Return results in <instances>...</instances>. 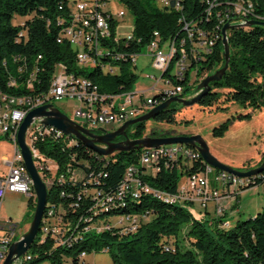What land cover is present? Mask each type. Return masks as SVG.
Instances as JSON below:
<instances>
[{"label": "trees", "instance_id": "trees-1", "mask_svg": "<svg viewBox=\"0 0 264 264\" xmlns=\"http://www.w3.org/2000/svg\"><path fill=\"white\" fill-rule=\"evenodd\" d=\"M183 8L176 10V0H170V8H148L142 0H124L135 16L133 28L134 40L129 45L116 44L113 39L107 44L116 46L115 51H126L128 56L123 61H114L121 66V73L106 74L101 67L89 72L78 62V57L72 46L64 41L59 43V18H72L69 0H0V96L18 98L20 96H36L37 99L46 95L51 83L56 77L52 72L60 69L76 76H86L94 82L99 92L105 95H123L134 91L138 74L127 68L134 55H138L148 47L155 31L163 40L175 42L178 53L174 60L183 56H191L192 65L197 62L191 55L190 47L194 39H188V30H184L186 22L195 21L199 27L219 36L213 52L200 58V74L204 71H215L224 63V45L222 29L227 22H220L219 10L211 8L206 0H180ZM255 19L264 21V0H247ZM17 17L24 18L18 25L14 23ZM113 35L116 23L111 24ZM26 32L27 36H21ZM140 39V42H138ZM231 49L230 66L223 78L212 82L211 91L199 102L201 106L213 107L218 104L223 95L224 101L238 103L254 111L264 107V26L253 25L234 28L228 31ZM126 46V47H125ZM112 47V48H113ZM114 53V52H113ZM106 59H113L107 57ZM36 66L40 67L34 84L26 80ZM23 68V71H22ZM202 70V72H201ZM188 81V75H187ZM16 84V86H10ZM175 83H179L175 81ZM182 83V82H181ZM185 85V91L190 89ZM227 90L226 92H223ZM179 109L172 104L161 111L155 120L173 123ZM252 113L238 114L223 122L214 129L215 135H223L230 124L236 119H250ZM146 122L133 125L129 130L132 138L146 135ZM151 136H169L168 131L155 130ZM65 137L40 138L36 146L41 153L59 164L56 176L64 174L68 177L65 167L71 165L77 168L84 180L75 185L53 182L50 188L49 202L62 203L66 208L72 203H79L77 210H71L69 216L77 217L83 207L91 205L90 199H78L77 194L85 187H98L107 192H115L122 183L129 165L137 163L140 150L120 151L110 156H101L83 142L68 146ZM187 167V166H186ZM204 167L202 158L195 160L192 168L166 167L159 174L144 175L143 181L152 187L169 193H175L182 177L188 172ZM142 171V166H140ZM251 169L245 167V170ZM44 178L51 176L48 170L43 171ZM56 177V178H57ZM93 178L99 183L85 184ZM81 182V183H80ZM264 185V173L251 178V187ZM65 190L67 195L61 196ZM73 193L74 196L69 194ZM30 206L36 208V200L30 198ZM193 204L165 202L153 195H142L139 199H126L107 216L119 214L147 215L136 232L119 233L118 230L91 232L83 239L74 240L71 246H56L54 240L47 238L41 242L39 237L32 245L29 253L34 256V263L47 264H89L81 254L107 249L112 256L113 264H264V206L255 216L238 220L230 227L222 226L223 220L216 215L211 216L209 206L200 209L197 216Z\"/></svg>", "mask_w": 264, "mask_h": 264}, {"label": "built area", "instance_id": "built-area-1", "mask_svg": "<svg viewBox=\"0 0 264 264\" xmlns=\"http://www.w3.org/2000/svg\"><path fill=\"white\" fill-rule=\"evenodd\" d=\"M74 1L76 3L75 19L59 18L57 20V26L59 27L57 41L59 43L68 42L76 52L75 56L80 57V64L85 65V67L93 64L101 67L102 70H106V68L115 69L114 61H123V57L128 56V52L115 51L116 46L113 47L107 44L108 41L113 39L114 45L125 44L128 46L130 41L134 40V36L133 30L126 34L118 32V25L126 16L125 9L120 8L117 12H114L108 6L120 2L128 6L127 3L124 0ZM160 1L162 7H171L170 0ZM206 1L210 5V9L222 7L219 10L220 22L217 25L219 30L221 22L245 24L249 20L263 21V19H255L252 16V9H255V6H249L247 0ZM174 7L176 10H181L183 8L181 1L176 0ZM112 22L116 23L117 26L114 35L111 28ZM184 30H193V57L197 64L193 66L191 56H184V40H186V37L183 36L180 39L183 44V57H180V60H171L170 39L163 40L160 33L155 31L148 47H145L144 50H148L152 58L151 66L159 71V74L147 73L146 77L152 82L154 81L152 86L143 92L136 91L132 99L112 102V100L106 98H99L92 87L86 86L85 75L74 76L68 71H63L61 62L60 72H52V75L56 77V88L46 89V98L37 99L36 96H20V93H18V98L0 96V136L7 137L14 148L12 157L6 160L7 171L0 174V264L4 263L11 244L22 237V227L19 228V222L8 218L2 224L1 210L4 199L9 193H22L30 198H36L33 180L25 165L24 156L18 144L19 130L27 114L34 108L48 103L55 104L56 101L69 97L79 102V106L74 112L75 117L79 120L72 119L89 129H97L99 128L96 127L97 124L105 122L124 124L130 119L149 112L167 99L183 94L185 92L183 83H187V75L190 74L191 69H198V76L196 83L189 85V88L196 87L199 81L205 77L206 74L202 77L199 76L200 58H205L206 55L213 52L214 45L219 37L218 35H211V33L199 27L195 21L186 22ZM21 36H27L26 32L20 33L18 41H20ZM221 38H223L222 35ZM138 42H140V39H138ZM106 52H114V59H106ZM141 53H138V55ZM39 71L40 67L36 66V71H33V74L29 75L26 80H32L33 85ZM175 81L179 83L176 84ZM9 85L16 86V84L10 83ZM147 91L156 93L147 96ZM44 137L54 139L65 137L68 146L79 141L74 137L65 135L55 127L43 125L38 119L29 128L27 143L33 152L35 164L43 178L44 170L51 173L50 177L44 178L45 182L50 184V186L47 184L48 188L50 189L56 180L60 184L69 185H75L79 180H84V177L77 172V168H73L70 164L65 167L68 177L64 174L56 176L60 168L59 164L41 153L36 146V141ZM200 157L202 158L198 149L186 144H170L157 148L141 149L138 162L128 166L125 177L117 191L107 192L98 187H85L79 191L77 194L78 199L91 200V205L83 207L79 216H69L72 209H78L79 203H72L66 208L62 203H52L48 200L41 230L38 234L39 240L44 242L47 238H51L54 240V244L60 247L70 242V240L83 239L85 235L91 232L100 233L112 229H116L123 234L136 232L141 222L147 219L146 214H119L116 215L119 217V220H116L117 222L113 220L115 215L113 218L110 217L111 220L106 219L105 221L104 218L108 217L105 214V207L117 204L121 200L141 198L142 195H153L156 198L172 200V202L179 204H193L200 209H205L211 202H214L215 215L221 219L226 217L227 207L223 201H238L239 194L250 186L251 178H242L229 172L217 170L202 158L204 167L186 173L184 180L179 182L175 193L156 189L143 181L144 175L156 176L166 167L192 168L194 161ZM140 166L143 167L142 171ZM93 182L99 183L96 179L90 178L86 180L85 184L90 185ZM66 195V191L63 190L61 196L65 197ZM69 195L74 196L73 193ZM228 221L230 220H223L222 226L228 224ZM17 235H20L19 238H17ZM85 254L86 252H83L80 257L83 258ZM33 260L34 256L28 251L25 255L19 257L14 264H32ZM34 264H44V262Z\"/></svg>", "mask_w": 264, "mask_h": 264}, {"label": "rangeland", "instance_id": "rangeland-1", "mask_svg": "<svg viewBox=\"0 0 264 264\" xmlns=\"http://www.w3.org/2000/svg\"><path fill=\"white\" fill-rule=\"evenodd\" d=\"M87 2H92L91 0H84ZM144 5L148 8H161L162 4L160 0H142ZM70 7L75 11L76 3L74 0H69ZM114 12H117L120 8L125 9L126 16L121 20V23L118 25V32L120 34H126L133 30L135 23V16L132 10L124 5L123 3L119 4H110L108 6ZM24 18L17 17L14 19L15 24L24 22ZM151 56L148 53V50H144L143 53L137 56V62L131 61L126 66L128 69L133 70L138 74V79L134 84V89L138 91L148 90L152 86V80L146 77L147 73H157L159 71L154 69L151 66ZM121 66L114 65L115 69L104 70L106 74H119ZM86 71H93L97 68L93 64L85 67L82 66ZM57 72H60L58 69ZM214 71L206 70L202 74L199 73V76L208 75ZM205 75V76H206ZM198 72L195 69H191L190 80L187 84L194 85L197 81ZM198 85V84H197ZM196 87H192L185 92L186 97H190ZM224 90L223 92H226ZM156 93V92H155ZM155 93L153 91H147V96H152ZM226 98L225 95L222 96L220 102L213 107H204L199 103H196L192 106H183L180 103H174V107L179 110L176 112V121L173 123L160 122L155 120V118L150 119L146 122V135H150L154 130L158 133L163 131L170 132L171 135H180V134H200L208 143L211 152L219 159H224V163L228 162L234 164L236 168L245 170V167H249L252 163V160L255 159L257 150L262 145V138L264 136V118L263 113L259 109L250 111L252 113V118L247 119H236L233 123L230 124L229 128L225 131L223 135H215L214 129L219 127L223 122L228 119L236 116L238 114H247L249 113L244 106L233 103L229 101H224ZM55 105L65 112L71 118H75L74 112L79 106V102L76 99L69 97H64L61 100L55 102ZM122 125V123H112L105 122L97 124L96 127L106 128L107 130H116ZM145 135V136H146ZM13 145L12 142L5 136H0V174H3L7 171L6 160H9L13 155ZM227 164V163H226ZM229 165V164H228ZM243 167V168H241ZM184 177L180 181H183ZM49 186L50 184L47 183ZM263 186V185H260ZM259 193L251 191L250 200H253L256 196H260L264 202V187H259ZM254 196H253V195ZM35 200L36 198L33 197ZM252 202V201H251ZM249 203V202H247ZM252 202V209L257 207V204ZM228 208V207H227ZM193 212L200 216V208L195 205L192 207ZM35 209L30 206V197L22 193H9L3 201L2 205V224L5 223V219L12 218L15 222H19V228L22 227L21 234L26 233L31 225ZM108 216L105 219L111 220ZM229 219L227 217L222 218V220ZM115 222L119 220V217L115 215L113 218ZM117 220V221H116ZM114 223V222H113ZM234 224V221H233ZM18 228V229H19ZM20 235H17L19 238ZM20 239V238H19ZM89 264H113L111 253L107 249L102 251H93L91 253H86L83 258ZM44 264H47L44 262Z\"/></svg>", "mask_w": 264, "mask_h": 264}, {"label": "water", "instance_id": "water-1", "mask_svg": "<svg viewBox=\"0 0 264 264\" xmlns=\"http://www.w3.org/2000/svg\"><path fill=\"white\" fill-rule=\"evenodd\" d=\"M253 25L264 26V21L249 20L245 24L227 22L224 25L222 29L224 63L220 68L199 81L196 89L190 97H184L183 94H181L169 98L165 102L152 108L149 112L126 121L116 130H107L103 127L89 129L73 120L54 103H48L31 110L25 117L20 127L18 144L24 156L25 165L27 166L33 180V187L36 193V208L29 230L24 233L20 239L15 240L11 244L8 255L3 264H14L19 257L25 255L31 249L41 230L43 217L47 209L50 189L42 177L41 172L37 168L33 158V152L27 143L28 130L36 119H38L45 126L55 127L65 135L76 138L78 141L83 142L89 148L93 149L102 156H110L120 151L157 148L170 144H186L198 149L204 161L217 170L229 172L242 178H252L264 173V160L260 165L248 170L238 169L222 162L211 152L208 143L200 134H180L169 136L146 135L141 138H131L129 136V130L133 125L144 123L155 118L161 111L168 109L174 103H180L183 106H192L199 103L200 100L211 91L212 82L221 80L229 69L231 49L228 39V31L234 28ZM122 137L124 139L117 141Z\"/></svg>", "mask_w": 264, "mask_h": 264}, {"label": "crops", "instance_id": "crops-1", "mask_svg": "<svg viewBox=\"0 0 264 264\" xmlns=\"http://www.w3.org/2000/svg\"><path fill=\"white\" fill-rule=\"evenodd\" d=\"M252 109L249 108L247 109L248 112H250ZM261 111V113H263V118H264V107L259 109ZM259 150L256 155H255V159L252 160V163L250 164V168L256 167L258 165H260L262 163V161L264 160V136L262 138V145L257 149ZM222 161L225 162L224 159H221ZM227 164L235 167L234 164L228 163ZM236 168V167H235ZM243 168V167H241ZM259 187H264L257 185L254 187H251L249 189L244 190L242 193L239 194L238 196V201L236 202H228V201H223V203L226 205L227 208V217L229 218L230 221H228V227L232 225H235V223L240 220V219H246L249 217H253L255 216L259 211L262 210L263 206H264V202L262 201V198H260V196L256 195L253 196L255 197L253 200H250V193L251 191L258 192L259 193ZM255 202V204H257V207L252 209L251 205L252 202ZM249 202V203H247ZM209 213L211 214V216L215 215V204L214 202H211L209 204ZM234 221V224H233ZM225 226H227V224H225Z\"/></svg>", "mask_w": 264, "mask_h": 264}, {"label": "bare ground", "instance_id": "bare-ground-1", "mask_svg": "<svg viewBox=\"0 0 264 264\" xmlns=\"http://www.w3.org/2000/svg\"><path fill=\"white\" fill-rule=\"evenodd\" d=\"M71 11H72V18L71 19H75V11L72 8H71ZM188 31H189L188 39L193 40L194 39L193 30H188ZM184 42H185V40H184ZM170 48H171V60H174V58L176 57V55L178 53V49L176 47L175 42L170 41ZM190 49H191V55L193 56L194 42H193V45L190 47ZM137 56L138 55H134L132 60L137 62ZM107 57H110V58L114 59V53L113 52H106V58ZM181 57H183V56H181ZM78 62L80 63V57H78ZM81 65H83V64H81ZM195 70L198 72V69H195ZM74 76H76V75H74ZM189 76H190V74H188L187 84H188V82L190 80ZM86 86L92 87V90L96 91V94L99 95V98H106V99L112 100V102H121V101L126 100V99H132L133 98V94L136 93V90H134V91H130L127 94L118 95V96L105 95V94L100 93L99 89H98V86L94 82L89 80V79H86ZM54 88H56V78H55V80L52 81L51 86H50V89H54ZM6 98H14V97H6ZM44 98H46V95L44 97H42V98H39V99H44ZM135 199H139V198H135ZM161 200H163L165 202H169V203H174V202H172V200H166V199H161ZM125 203H126V200H121V201H118L117 204L108 205V207H105V213L111 212L113 209L117 208L120 205H124ZM74 240H77V239H74ZM74 240H70V242H68L67 244H64V245L71 246L72 243L74 242Z\"/></svg>", "mask_w": 264, "mask_h": 264}, {"label": "flooded vegetation", "instance_id": "flooded-vegetation-1", "mask_svg": "<svg viewBox=\"0 0 264 264\" xmlns=\"http://www.w3.org/2000/svg\"><path fill=\"white\" fill-rule=\"evenodd\" d=\"M183 96L186 97V96H185V92L183 93ZM129 136H130V135H129ZM130 137H131V136H130ZM131 138H132V137H131ZM122 139H124V138H123V137H122V138H119L117 141L122 140Z\"/></svg>", "mask_w": 264, "mask_h": 264}]
</instances>
